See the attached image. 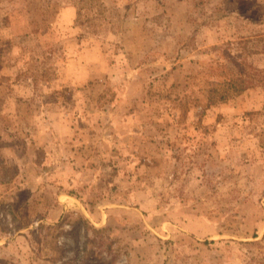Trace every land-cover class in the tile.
<instances>
[{"label": "rangeland", "instance_id": "1", "mask_svg": "<svg viewBox=\"0 0 264 264\" xmlns=\"http://www.w3.org/2000/svg\"><path fill=\"white\" fill-rule=\"evenodd\" d=\"M0 264H264V0H0Z\"/></svg>", "mask_w": 264, "mask_h": 264}, {"label": "trees", "instance_id": "2", "mask_svg": "<svg viewBox=\"0 0 264 264\" xmlns=\"http://www.w3.org/2000/svg\"><path fill=\"white\" fill-rule=\"evenodd\" d=\"M216 60V62H221V61H219V58L218 59H215ZM244 73H242L241 75H243Z\"/></svg>", "mask_w": 264, "mask_h": 264}]
</instances>
